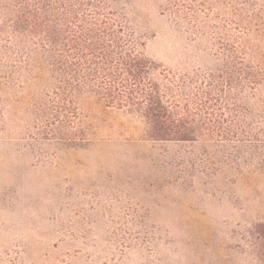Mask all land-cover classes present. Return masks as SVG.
Returning a JSON list of instances; mask_svg holds the SVG:
<instances>
[{"label":"rangeland","instance_id":"1","mask_svg":"<svg viewBox=\"0 0 264 264\" xmlns=\"http://www.w3.org/2000/svg\"><path fill=\"white\" fill-rule=\"evenodd\" d=\"M104 1L197 131L152 140L138 110L95 92L53 124L48 61L0 33V264H259L264 0ZM222 79L215 115L196 111Z\"/></svg>","mask_w":264,"mask_h":264},{"label":"trees","instance_id":"2","mask_svg":"<svg viewBox=\"0 0 264 264\" xmlns=\"http://www.w3.org/2000/svg\"><path fill=\"white\" fill-rule=\"evenodd\" d=\"M6 30L31 45L29 60L48 61L54 81L53 124L79 121L72 111L74 92H95L106 106L138 110L152 140L188 141L195 136L196 128L185 122L193 113L189 104L180 107L172 100V90L155 76L156 64L146 57L126 19L104 0H0V33ZM248 74L240 70L237 75ZM215 90H225L223 79L217 89L201 90L194 109L215 115L217 99L210 93ZM219 133L230 135L225 129ZM77 139H83L80 131ZM253 245V255L264 264V222L257 226Z\"/></svg>","mask_w":264,"mask_h":264}]
</instances>
